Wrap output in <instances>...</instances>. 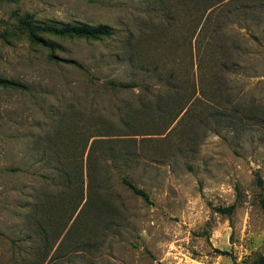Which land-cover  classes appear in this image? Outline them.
<instances>
[{
  "label": "rangeland",
  "instance_id": "374dc122",
  "mask_svg": "<svg viewBox=\"0 0 264 264\" xmlns=\"http://www.w3.org/2000/svg\"><path fill=\"white\" fill-rule=\"evenodd\" d=\"M193 11L192 0H0V77L25 86L0 85V264L264 257V0L225 6L226 72L195 77L204 96L161 130L194 87ZM30 22L113 34L37 41ZM100 149L106 166L89 179Z\"/></svg>",
  "mask_w": 264,
  "mask_h": 264
},
{
  "label": "trees",
  "instance_id": "16d2710c",
  "mask_svg": "<svg viewBox=\"0 0 264 264\" xmlns=\"http://www.w3.org/2000/svg\"><path fill=\"white\" fill-rule=\"evenodd\" d=\"M194 4V11L192 12V24L194 28L192 29L191 36L194 38V47L193 53L191 54V62L192 66H196V72L189 71L187 75L190 77L188 81L189 85L194 86V79L198 77L200 81L205 79H217L226 71L227 62H226V50L227 45H224L223 42V34L224 29V19L222 14L225 12V6L228 4H233L236 6L237 0H192ZM205 13V16H204ZM234 14V13H233ZM201 15V16H200ZM27 29L29 30L30 37L34 40L41 41V38L37 36V32H49L54 35L58 36H75V37H85V38H101L103 36H111L113 34V27L109 24H98L94 25L91 23H66L63 25H51V24H34L29 23L27 25ZM194 36V37H193ZM71 63L80 65L79 63L68 60ZM168 78L166 83L168 85L169 90H173L177 88V74L172 70L166 75ZM191 79L193 81L191 82ZM217 81V80H216ZM113 85L121 88H131L134 86L131 82H111ZM187 83V82H186ZM187 83V84H188ZM0 85L3 86H12L16 88H24V84L9 80L7 78L0 77ZM148 89V88H147ZM202 92L201 89H199ZM187 92V91H185ZM198 92L197 87H193L191 92L188 94L183 95L177 101L178 104L176 107L169 112V123L166 125L164 122L166 129L170 126L175 119L180 116L182 112H184L180 118L183 120V117L188 115L191 112V105L195 103L193 100H200L202 96H197L196 93ZM168 121V119L166 120ZM160 133V132H159ZM138 134V133H137ZM103 134H99L101 136ZM102 138H97L94 142H101ZM92 150V149H91ZM95 151V150H94ZM109 153L107 149H100L99 151L96 150V154L98 155L99 159L96 160L93 158V151H90L88 155V177L89 179L93 178V170L99 163L102 166H106V161L108 159ZM100 167L102 169L103 167ZM66 181H69V178H66ZM121 182L131 189L136 195L141 196L145 200L149 201V194L148 192L139 187L135 182H133L128 176H123L121 178ZM261 205L264 210V196L261 198ZM233 205L229 207H219L218 210L222 212L229 213L233 209ZM253 264H264V257L259 258Z\"/></svg>",
  "mask_w": 264,
  "mask_h": 264
}]
</instances>
